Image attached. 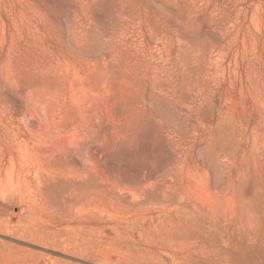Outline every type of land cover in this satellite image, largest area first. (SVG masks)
<instances>
[{"label": "rangeland", "instance_id": "rangeland-1", "mask_svg": "<svg viewBox=\"0 0 264 264\" xmlns=\"http://www.w3.org/2000/svg\"><path fill=\"white\" fill-rule=\"evenodd\" d=\"M263 229L264 0H0V264H264Z\"/></svg>", "mask_w": 264, "mask_h": 264}, {"label": "bare ground", "instance_id": "bare-ground-1", "mask_svg": "<svg viewBox=\"0 0 264 264\" xmlns=\"http://www.w3.org/2000/svg\"><path fill=\"white\" fill-rule=\"evenodd\" d=\"M250 211V210H249ZM227 216V215H226ZM223 218V217H222ZM242 218V217H241ZM240 218V219H241ZM228 219V218H227ZM222 221V220H221ZM224 223V222H223ZM233 223V222H232ZM242 223V222H241ZM250 223V222H249ZM220 225V224H219ZM224 224H222V226H223ZM237 226V225H236ZM235 226V227H236ZM246 226H247V224H246ZM246 226H245V228H246ZM231 227V226H230ZM233 227H234V224H233ZM232 227V228H233ZM234 227V228H235ZM240 228V227H239ZM250 228V227H249ZM253 228V227H252ZM262 228V227H261ZM227 229V228H226ZM242 229V228H241ZM255 229V228H254ZM229 230H230V228H229ZM235 230V229H234ZM245 230V229H244ZM248 230V229H247ZM260 230H262V229H260ZM264 230V229H263ZM233 231V230H232ZM257 231V230H256ZM233 232H235V231H233ZM243 232V231H242ZM231 233V232H230ZM229 233V234H230ZM259 233V232H258ZM261 233V232H260ZM235 234H236V232H235ZM246 234V233H245ZM250 235V234H249ZM232 236V235H231ZM243 237V236H242ZM230 238H232V237H230ZM246 238V237H245ZM256 239V238H255ZM264 240V239H263ZM245 241H247V240H245ZM248 242V241H247ZM264 242V241H263ZM245 244H246V242H244ZM256 243V242H255ZM262 243V242H261ZM225 244V243H224ZM258 244H259V242H258ZM258 244L256 245V246H258ZM221 245H223V243L221 244ZM230 247H231V244L229 245ZM241 246V245H240ZM224 248H226V247H224ZM263 250H264V248H262ZM225 250H227V249H225ZM256 250V249H255ZM254 252V251H253ZM250 254H252V253H250ZM258 259V258H257ZM257 259H255V260H257ZM259 262H260V260H259ZM252 263V262H251ZM262 264H263V262H262Z\"/></svg>", "mask_w": 264, "mask_h": 264}]
</instances>
